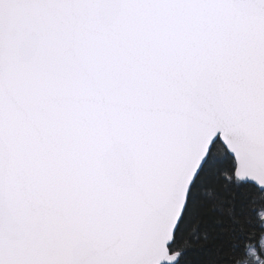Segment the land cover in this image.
Listing matches in <instances>:
<instances>
[{
  "label": "snow or ice",
  "instance_id": "obj_1",
  "mask_svg": "<svg viewBox=\"0 0 264 264\" xmlns=\"http://www.w3.org/2000/svg\"><path fill=\"white\" fill-rule=\"evenodd\" d=\"M264 0H0V264H264Z\"/></svg>",
  "mask_w": 264,
  "mask_h": 264
},
{
  "label": "trees",
  "instance_id": "obj_2",
  "mask_svg": "<svg viewBox=\"0 0 264 264\" xmlns=\"http://www.w3.org/2000/svg\"><path fill=\"white\" fill-rule=\"evenodd\" d=\"M249 243H251L253 245V247H255L259 250L260 245H259V237L258 236L255 240H250Z\"/></svg>",
  "mask_w": 264,
  "mask_h": 264
},
{
  "label": "clouds",
  "instance_id": "obj_3",
  "mask_svg": "<svg viewBox=\"0 0 264 264\" xmlns=\"http://www.w3.org/2000/svg\"><path fill=\"white\" fill-rule=\"evenodd\" d=\"M260 245H261V247H264V239H262V240L260 241Z\"/></svg>",
  "mask_w": 264,
  "mask_h": 264
}]
</instances>
